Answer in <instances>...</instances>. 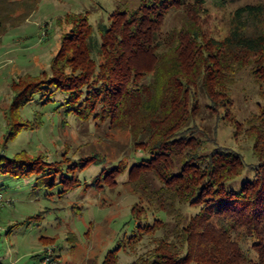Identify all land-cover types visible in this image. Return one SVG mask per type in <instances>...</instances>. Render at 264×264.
<instances>
[{
    "label": "trees",
    "instance_id": "16d2710c",
    "mask_svg": "<svg viewBox=\"0 0 264 264\" xmlns=\"http://www.w3.org/2000/svg\"><path fill=\"white\" fill-rule=\"evenodd\" d=\"M114 1L117 6L108 22L97 26L100 45L91 34L86 13L68 17L70 34L64 39L66 47L62 41L50 61L54 74L50 84L67 94L71 113L88 118L99 99L111 124L121 121L131 134L140 152L127 171L126 181L138 200L130 209L134 228L141 222L146 231L164 229L163 238L156 242V257L149 264H264V107L247 128L252 154L258 160L256 173L238 190L226 189L225 184L241 176L245 167L242 158L221 148L207 152L211 139L195 124L201 109L200 94L213 114L219 108L227 110L225 99L231 84L227 76L241 70L249 54L264 53V5L238 8L227 36L221 41L199 42L198 14L203 0H137L133 8L120 4L122 0ZM39 2L0 0V28L5 23L20 24ZM16 11L20 13L15 15ZM176 11L182 14L180 29L161 36L165 16ZM96 51L107 83L88 97L94 98L91 103L74 107V100L79 99V92L94 73L91 54ZM66 67L70 75H64ZM255 75V82L264 87V75ZM31 87L27 82L10 84L13 97L3 116L4 143L26 126L17 121L23 107L34 100L41 103V95ZM261 96L264 99V89ZM125 169L115 166L102 182L110 179L114 185ZM37 170L22 153L11 158L0 154L1 178L21 181L42 171ZM185 206L198 211L186 219L182 213ZM160 215L168 217L171 225L167 226ZM246 233L253 239L251 248L257 255L253 262L237 243ZM178 246L185 250L183 257H179ZM115 262V256L107 255L102 264Z\"/></svg>",
    "mask_w": 264,
    "mask_h": 264
},
{
    "label": "rangeland",
    "instance_id": "374dc122",
    "mask_svg": "<svg viewBox=\"0 0 264 264\" xmlns=\"http://www.w3.org/2000/svg\"><path fill=\"white\" fill-rule=\"evenodd\" d=\"M203 1L198 14L202 35L199 42L221 41L227 36L238 8L264 5V0H237L223 6L219 4L222 0ZM122 3L129 8L137 6V0ZM116 6L114 0H40L36 10L20 24L5 23L0 28V154L11 158L22 153L26 161H33L37 171L42 169L21 181L0 177L6 201V208L0 207V264H102L107 255L115 256L116 264H149L156 257V242L163 238L164 229L146 231L141 222L135 229L130 215L138 200L126 185L127 171L140 152L128 129L121 121L111 124L107 108L99 99L88 118L71 113L67 94L50 84L54 76L50 61L70 34L68 17L86 13L91 34L100 45L97 26L108 22ZM181 25L179 11L167 14L161 36L179 30ZM91 57L94 73L79 92V99L74 100V107L91 103L94 98L88 97L107 83L98 52ZM247 61L241 70L227 76L231 79L225 99L227 110L219 108L213 114L200 94L201 109L195 120L211 139L207 152L221 148L242 158L244 170L225 184L229 190H238L245 179L252 178L258 165L247 128L264 107V87L255 82V72L264 75V53L249 54ZM70 71L66 67L64 75H70ZM11 82L30 83V90L41 95V103L34 100L23 107L17 121L26 126L4 143V117L13 97ZM117 165L126 169L115 184L110 179L102 182ZM197 211L193 206L182 208L186 219ZM160 217L168 226L170 219ZM13 224L16 225L8 229ZM237 243L248 259L256 261L251 248L253 239L247 233ZM177 252H181L179 257L185 254L181 247Z\"/></svg>",
    "mask_w": 264,
    "mask_h": 264
},
{
    "label": "built area",
    "instance_id": "2783aa9c",
    "mask_svg": "<svg viewBox=\"0 0 264 264\" xmlns=\"http://www.w3.org/2000/svg\"><path fill=\"white\" fill-rule=\"evenodd\" d=\"M6 201H5V198H4V195L3 193L0 191V207L3 206V204H5Z\"/></svg>",
    "mask_w": 264,
    "mask_h": 264
},
{
    "label": "crops",
    "instance_id": "0c3cea01",
    "mask_svg": "<svg viewBox=\"0 0 264 264\" xmlns=\"http://www.w3.org/2000/svg\"><path fill=\"white\" fill-rule=\"evenodd\" d=\"M3 208H6V206H5V207H3ZM1 209H2V208H1ZM1 209H0V210H1Z\"/></svg>",
    "mask_w": 264,
    "mask_h": 264
}]
</instances>
